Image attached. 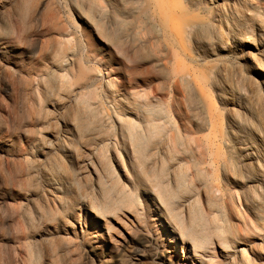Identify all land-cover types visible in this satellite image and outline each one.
<instances>
[{
    "label": "bare ground",
    "instance_id": "bare-ground-1",
    "mask_svg": "<svg viewBox=\"0 0 264 264\" xmlns=\"http://www.w3.org/2000/svg\"><path fill=\"white\" fill-rule=\"evenodd\" d=\"M63 5L78 25L80 41ZM32 27H37V52L21 64L16 44L25 45ZM95 63L120 80L116 92L167 106L177 132L168 133L165 142L185 161L184 174L200 185L208 227L220 218L235 238L236 252L248 255L249 264H264V0H0V73L12 79L22 113L17 138L0 137V156L14 158L28 135L34 83L48 69L60 77L56 91L93 92ZM143 114V137L164 129L160 113ZM15 166L14 187L20 189L23 180ZM146 201L152 208L146 213L158 227L153 259L218 264L197 246L179 255L177 231L153 198L146 195ZM96 218L89 217L91 252L112 255L119 242L133 239V230L126 229L103 238ZM137 224L138 233L151 238Z\"/></svg>",
    "mask_w": 264,
    "mask_h": 264
},
{
    "label": "rangeland",
    "instance_id": "rangeland-1",
    "mask_svg": "<svg viewBox=\"0 0 264 264\" xmlns=\"http://www.w3.org/2000/svg\"><path fill=\"white\" fill-rule=\"evenodd\" d=\"M63 9L80 41L74 17L64 5ZM35 28L28 32L24 46L16 44L14 54L21 64L37 52ZM92 65L98 72L93 92L56 91L54 86L60 77L57 79V74L48 69L47 75L34 83L37 91L29 107L28 135L20 139L14 158L0 156V264H169L163 255V259H153L156 249L151 242L158 227L146 213L152 209L146 195L155 200L177 231L179 255L182 250L198 247L218 264H249L248 255L242 258L236 252L235 238L225 222L217 218V224L208 227L210 215L200 185L184 174L185 161L165 142L168 133L177 132L167 106L149 100L139 103L130 93L116 92L120 80L102 65ZM63 78L65 85L70 83ZM12 83L0 73V137L17 138L22 124L19 92L10 88ZM146 109L160 113L164 119L165 130L154 132L160 139L150 133L143 137ZM13 166L19 167L23 180L20 189L14 187ZM229 189L245 215L235 190ZM95 216L103 238L120 230L122 234L133 230V239L119 242L112 255L91 252L93 229L89 217ZM137 222L151 238L138 233ZM187 228L191 232L184 230Z\"/></svg>",
    "mask_w": 264,
    "mask_h": 264
}]
</instances>
